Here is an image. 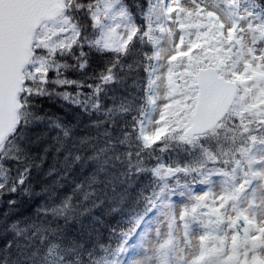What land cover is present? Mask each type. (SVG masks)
Listing matches in <instances>:
<instances>
[{
  "label": "snow or ice",
  "instance_id": "snow-or-ice-1",
  "mask_svg": "<svg viewBox=\"0 0 264 264\" xmlns=\"http://www.w3.org/2000/svg\"><path fill=\"white\" fill-rule=\"evenodd\" d=\"M257 6L0 0V198L31 194L33 170L44 169L53 145L42 154L30 148L54 129L45 178L60 161L64 171L55 183L75 173L72 196L83 192L88 200L101 173L115 190L109 168L119 167L124 187L110 212H120L126 225L110 228L114 246L65 244L56 228L43 222L21 228L17 220L3 232L33 229L55 238L0 240V264H151L161 256L159 264H264V10ZM69 70L80 77L70 78ZM139 71L146 74L140 85L146 102L109 95L126 72ZM43 99L95 115L83 126L98 135H77L79 121L41 113ZM45 124L33 139L32 130ZM173 143L183 146V163L178 154L165 160ZM142 176L150 182L134 189ZM44 210L55 218L75 205L65 195Z\"/></svg>",
  "mask_w": 264,
  "mask_h": 264
},
{
  "label": "trees",
  "instance_id": "trees-1",
  "mask_svg": "<svg viewBox=\"0 0 264 264\" xmlns=\"http://www.w3.org/2000/svg\"><path fill=\"white\" fill-rule=\"evenodd\" d=\"M144 0H126L129 5H134L138 3H143ZM257 7L254 10L261 11L264 10V3L261 0H256ZM135 11V9H133ZM71 63V61H70ZM93 66H97L94 60ZM70 78L76 79L80 77V73L69 70L65 73ZM145 73L143 71L139 72H126V79L123 84L118 86H113L117 88L116 93H109V95H117L118 98H123L125 96L131 98L144 97V102H146V93L141 91L140 85L144 84ZM70 91H72L70 89ZM88 91V90H85ZM111 104V101H106ZM137 102H141L137 100ZM42 108L39 109L41 113H47L51 116H57L63 120L65 124H76L80 122V127L78 129L77 135L91 134L98 135V130L96 129H85L84 124L90 122V120H95L98 117L95 115L88 116L84 114L80 108L76 105L71 104L69 101H63L60 99H43L40 101ZM103 117H99L102 119ZM47 130L45 125H37L32 132L39 134L42 131ZM56 134V130H49V139L42 140L39 145L31 147L30 150L33 152L43 153V147L48 144L53 145V149L48 153V160L45 162L44 169L36 173L33 170V189L31 194L21 195L19 193H12L0 198V240L12 238L13 243H41L45 242V237L55 238L53 234L49 232L36 233L33 229H28L27 232H21L16 236L13 232H3V228L11 223L19 220L21 221L20 227L24 228L30 222L44 223L50 228H56L58 232L55 234L57 237H63V243L71 244L73 240L77 243L84 242L88 245H115V237L110 235V228L112 227H126L122 225L121 213L120 212H110V208L117 205L119 201L118 193L123 190V185L120 180L123 179L119 176V169L109 168V172L114 174V185L115 190H113V185L108 184L107 180L109 176L101 173L99 175L100 183L93 185V190L96 191V195L90 197L88 200H84L83 192H78L77 195L72 196V179L76 176L75 173L69 175V178L64 181H60L59 184L55 183L60 174L64 171L61 168L60 161L56 162V168L58 169L52 176L45 178V173L47 168L52 164L53 156L55 155L56 145L52 141L51 137ZM102 139V138H101ZM178 154L181 162H184L185 154L183 152V146L172 144L171 152L165 153V160L168 159L169 155ZM63 153H61V158ZM119 162H117L118 164ZM192 163L195 165L196 161L193 159ZM77 179L80 177L77 176ZM151 180L149 176H142L137 178L136 183L133 188H143ZM131 191V189H130ZM134 191V190H133ZM71 196L73 203L75 205L74 211H69L67 214L60 217L53 218L51 211L45 212L46 206H51L57 203L63 196ZM115 197V198H114ZM103 199L104 203L100 204L99 207H94L93 202L99 203ZM9 200H16V203L9 204ZM28 237H32V240H28Z\"/></svg>",
  "mask_w": 264,
  "mask_h": 264
},
{
  "label": "rangeland",
  "instance_id": "rangeland-1",
  "mask_svg": "<svg viewBox=\"0 0 264 264\" xmlns=\"http://www.w3.org/2000/svg\"><path fill=\"white\" fill-rule=\"evenodd\" d=\"M208 2L209 3H212V4H215L216 2H217V0H208ZM216 179H219V178H216ZM198 190L199 191H205L206 190V187H198ZM253 211H257V212H259V211H261L260 209H254ZM153 220H155V217L153 218ZM152 227V225L150 224L149 225V228H151ZM151 239V235L149 234V240ZM177 241H178V243H180V244H182L183 243V237H182V234H180V233H177ZM172 255V253L170 252L169 253V256H171ZM163 257L161 256V257H156V258H154L152 261H151V264H159V261L162 259Z\"/></svg>",
  "mask_w": 264,
  "mask_h": 264
},
{
  "label": "water",
  "instance_id": "water-1",
  "mask_svg": "<svg viewBox=\"0 0 264 264\" xmlns=\"http://www.w3.org/2000/svg\"><path fill=\"white\" fill-rule=\"evenodd\" d=\"M0 104H2V98H0Z\"/></svg>",
  "mask_w": 264,
  "mask_h": 264
}]
</instances>
